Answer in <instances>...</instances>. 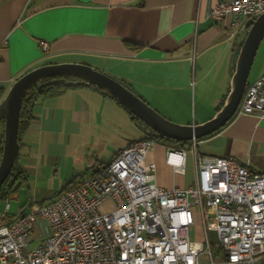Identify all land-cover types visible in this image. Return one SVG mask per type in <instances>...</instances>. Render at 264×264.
I'll return each instance as SVG.
<instances>
[{
	"label": "crops",
	"instance_id": "obj_1",
	"mask_svg": "<svg viewBox=\"0 0 264 264\" xmlns=\"http://www.w3.org/2000/svg\"><path fill=\"white\" fill-rule=\"evenodd\" d=\"M220 1L230 0H0V101L20 76L37 66L81 62L126 79L169 119L203 123L227 97L249 31L246 20L238 26L230 15L211 19ZM42 40L49 43L47 51ZM126 41L142 47L131 50ZM258 53L259 67L250 81L264 74V38ZM30 115L20 161L30 180L34 175V184L60 171L69 177L66 184L81 182L138 139L126 136L127 120L144 128L90 84L36 93ZM169 146L158 142L148 153L157 163V183L165 188L192 184L195 176L190 177L188 164L182 174L166 162ZM198 149L264 172V118L236 114L202 138ZM66 184L41 202L53 200Z\"/></svg>",
	"mask_w": 264,
	"mask_h": 264
},
{
	"label": "built area",
	"instance_id": "obj_2",
	"mask_svg": "<svg viewBox=\"0 0 264 264\" xmlns=\"http://www.w3.org/2000/svg\"><path fill=\"white\" fill-rule=\"evenodd\" d=\"M262 12L264 0H230L210 17L230 15L240 26ZM236 114L264 118V74L248 84ZM201 141L167 149L166 162L182 174L192 153L196 178L187 186L157 183L148 153L159 141L142 137L49 202L31 200L11 215L10 193L0 209V264H264V172L201 153ZM195 213L204 241L191 237Z\"/></svg>",
	"mask_w": 264,
	"mask_h": 264
},
{
	"label": "water",
	"instance_id": "obj_3",
	"mask_svg": "<svg viewBox=\"0 0 264 264\" xmlns=\"http://www.w3.org/2000/svg\"><path fill=\"white\" fill-rule=\"evenodd\" d=\"M245 25L249 31L237 59L231 89L223 106L212 118L203 123H179L169 119L120 79L87 63H46L20 76L0 101V122L5 121L3 152L0 159V189L13 173L16 163L20 161L19 130L23 120L22 108L27 94L33 88H36V93H41L44 90L49 91L54 86L95 85L104 92L114 95L126 109L153 131L172 139L181 141L201 139L218 131L235 116L245 95L255 58L264 38V12L247 19Z\"/></svg>",
	"mask_w": 264,
	"mask_h": 264
},
{
	"label": "rangeland",
	"instance_id": "obj_4",
	"mask_svg": "<svg viewBox=\"0 0 264 264\" xmlns=\"http://www.w3.org/2000/svg\"><path fill=\"white\" fill-rule=\"evenodd\" d=\"M256 57L257 58L254 61L251 77L254 76V73L259 67L261 54L258 53ZM192 103H193V100H192ZM155 106H159V105H155ZM184 107L185 106H183V108ZM189 109L192 110V107H190ZM126 124L125 125L123 124L124 125L123 128L126 131L128 130L127 135H126L127 137L140 138L146 135V129L142 128L141 126H137L136 124L132 123L130 120H127ZM2 130H3V123L0 122V134ZM188 173L190 177L195 176L196 178V168H195V163H194V158H193L192 153H189V156H188ZM33 178H34V175L31 176V180L29 179L28 183L21 185L16 191H13L9 195V200L11 203V209H10L11 215L20 214L23 211V206L27 201L30 202L31 200H35L37 202H41L42 200H46V201L50 200L58 191H60L63 188V186L69 180V177H67V175L62 171H60L58 175L50 174L46 178H42V177L37 178L35 180V184H34ZM7 200L8 198L0 199V209L1 210H5ZM191 237L192 239H195L198 241H204L206 238L202 218H201V215L198 213H195V224L191 227ZM201 260L204 262H208L210 261V257L206 254H203L201 257ZM262 263H264V259L262 260Z\"/></svg>",
	"mask_w": 264,
	"mask_h": 264
},
{
	"label": "trees",
	"instance_id": "obj_5",
	"mask_svg": "<svg viewBox=\"0 0 264 264\" xmlns=\"http://www.w3.org/2000/svg\"><path fill=\"white\" fill-rule=\"evenodd\" d=\"M126 45L131 50H139L142 47L141 44L136 43L134 41H126ZM68 79H70V78H68ZM118 79H120L125 85H127L130 89H132L134 91V89L131 86V83H129L126 79H122V78H118ZM251 82L252 81L249 80V84ZM56 87H58V86H54L53 89L56 88ZM105 94L109 95L113 99H115L119 103V105H121L131 115V117L134 119V121L137 124L142 125L144 127V129H146V135L143 138H153V139H155V140H157V141H159L161 143H165V144L172 145V146H177V147H189L190 146L191 140H189V141H181V140H177V139H172V138L166 137L164 135H161V134L153 131L143 121H141L139 118H137L128 109H126L124 107V105L114 95H111V94H109L107 92H105ZM35 95H36V88H33V89H31L29 91V93L27 94V96H26V98L24 100V103H23L22 114H21V117H22L23 120L21 121L20 130H19V140L21 142V145H22V135L24 134L25 130L27 129V127H28L27 123H28V121H29V119L31 117L30 111H31V107H32V103L34 101ZM225 100H226V97L222 100L221 107L223 106ZM1 122L3 123V130H2V132L0 134V157H1V154L3 152L4 132H5V130H4L5 129V121H1ZM28 179H29L28 178V174H27L26 170L23 168L21 162L20 161L17 162L16 166H15V168L13 170V173L6 180V182L3 184V186L0 189V199L6 198L10 193H12L13 191H16L21 185L27 183ZM75 180L76 179H73L70 182H68L65 187H67L69 185H73L75 183ZM26 206H28V203L23 206V211L27 208Z\"/></svg>",
	"mask_w": 264,
	"mask_h": 264
}]
</instances>
